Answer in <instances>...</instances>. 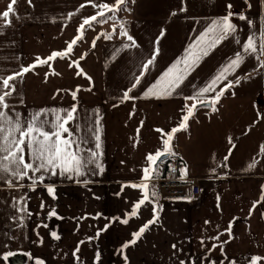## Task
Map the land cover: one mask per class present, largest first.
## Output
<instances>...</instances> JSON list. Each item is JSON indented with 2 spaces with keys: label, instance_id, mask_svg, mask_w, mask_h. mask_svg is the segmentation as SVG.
Wrapping results in <instances>:
<instances>
[{
  "label": "crops",
  "instance_id": "obj_1",
  "mask_svg": "<svg viewBox=\"0 0 264 264\" xmlns=\"http://www.w3.org/2000/svg\"><path fill=\"white\" fill-rule=\"evenodd\" d=\"M115 1L31 0L29 4L28 0H18L9 18L11 23L5 22L0 34V76L7 78L22 67L37 65L12 82L15 91L6 102L14 105L22 118L43 109H70L75 104L77 120L68 127L75 133L79 123L84 130L81 135L86 134L87 117L99 110L104 172L89 177L91 183L87 185L49 176L44 183L55 186V199L42 185L29 192L27 187L10 189L0 182V264H10L2 259L7 251L30 252L45 264H74L72 252L79 241H84L78 253L82 264H94L97 251L101 254L99 264H126L124 254L127 264H179V260L188 262L189 258L199 264H206L207 258L215 264H251L252 256L261 257L258 264H264V69L254 71L258 61L252 56H247L229 77L234 81L237 76L251 73L250 78L229 89L215 112L211 108L194 109L187 127L170 141L173 157L180 161L181 168L187 167L186 178L177 177L176 183H195L199 198L163 197L158 194V180L149 181V195L154 187L160 198L159 221L124 254L118 250L151 219L152 205L142 206L139 215L130 218L127 225L112 219L128 218L126 213L142 198L139 189L126 185L140 183L147 154L162 148V136L156 129L170 132L177 127L186 113L184 105L194 103L184 97L204 86L220 66L234 58L240 46L232 37L221 42L171 96H145V91L185 55L213 20L227 14L229 3L233 13L245 14L254 24L250 28L247 21L232 18L241 44L255 30L259 48L264 34V0H129L128 34L138 46L128 49L123 47L131 43L126 37L105 38L113 29L96 25L80 28L84 19L91 21L93 15L100 16L95 5L111 7ZM9 2L0 0V12L6 10ZM114 28L120 32L119 27ZM77 37L68 56L40 63L53 51H66L68 43ZM96 37L99 39L92 47ZM156 46L159 53L154 63L130 93L134 99L123 100L134 74L142 71L141 62L150 58ZM74 61H78V66ZM158 87H164L163 82ZM72 92H76L75 100ZM209 95L215 93L206 94ZM7 111L12 113L11 108ZM253 160L257 161L256 167L249 168ZM224 163L227 167L222 166ZM20 183L27 185L30 181L26 178ZM185 192L190 194V190ZM24 193L30 197L27 207L34 215L17 221L15 217L23 214L16 212L13 202ZM41 200L45 203L43 212L39 208ZM254 202L258 203L250 213ZM50 209H55L62 219H47ZM230 221L231 235L227 232ZM21 223L23 227L19 226ZM44 223L48 228L37 227ZM106 224L109 227L89 242L88 237H94ZM50 229L58 232L59 241L50 237ZM36 232L43 243H34L38 241ZM218 234L220 241L210 239ZM201 240L205 241L203 246ZM222 241H227L222 249L208 251ZM174 243L181 252L174 253ZM19 256H23L25 264V255L13 256L12 263L21 262Z\"/></svg>",
  "mask_w": 264,
  "mask_h": 264
},
{
  "label": "snow or ice",
  "instance_id": "obj_2",
  "mask_svg": "<svg viewBox=\"0 0 264 264\" xmlns=\"http://www.w3.org/2000/svg\"><path fill=\"white\" fill-rule=\"evenodd\" d=\"M18 0H10L7 5L6 10L0 12V34H2L5 22L11 23L9 19L12 14H14V5H16ZM31 4V0H28ZM124 3V0H117V5ZM99 10V15L102 20H97V16L93 15L91 21H97L98 23L103 22L111 17L105 16L103 13V8L108 7L106 4L95 5ZM232 4L226 5L228 9L227 14L213 20L204 32L200 33L198 38L195 40L193 45L189 47L185 55L181 59L177 60L175 64L168 68L166 72L159 78V80L149 87L144 95L157 94L158 96H171L177 89L181 87L184 80L192 71L199 65L200 61L207 57L212 50H214L221 42L232 37L235 43L240 46L241 50H238L234 54V58H231L227 64L220 66L218 71L212 76V78L207 81L204 86L196 89L191 96L184 97L185 101L192 100L194 103L189 106L187 103L184 105L186 113L181 117V122L177 127H173L170 132H164L162 129H156L158 133L162 136V148L157 149L155 153H149L146 156L147 166L142 169V177L139 184L126 185L133 189H139L142 194V198L136 201L131 209L130 213H126V217L121 219L120 217H114L113 220H118L120 223L127 225L129 219L132 217H137L139 215L140 209L146 203L152 205V217L147 220L142 226L138 228L137 231L131 234V239L126 241L118 250L119 253L124 254L125 250L135 245L146 230L150 229V226L157 224L159 221V210L161 206L157 203L159 201V196L153 187L151 191V196L149 195V181H151L155 176L159 175L160 166L163 165L165 157L174 156V152L171 150L170 141L173 139V135L180 130H184L187 127V122L190 117L194 114V109L197 108V102L201 107L211 108L215 112L216 105L219 103L220 99L225 95V93L241 83V80H247L250 78L251 73L245 74L243 76H237L235 80L229 79L236 70L241 66L247 56H252L258 61V71L259 69H264V34L260 40L259 48L257 47V37L256 31L253 30L252 33L247 37V40L241 44L239 37L236 35L237 26L232 23V18L236 16L241 21H247L250 28H254L253 21L248 18L245 14H237L231 11ZM183 11V9H181ZM110 11H113L110 9ZM176 13H173L175 15ZM85 25L91 27L89 19H84L80 28L83 29ZM113 33H115V28H113ZM120 35L126 37L131 43H126L123 45L125 49L137 47L135 39L128 34L124 29V25H120ZM164 35L161 32V37ZM106 39H111V34L105 35ZM79 37L74 38L67 45V50L63 52L53 51L51 55L47 58L40 60V63L47 64L48 61L53 60L56 57L64 58L72 52L73 45L77 43ZM96 37L92 41V47L96 45ZM158 40L154 43L158 45ZM159 53L158 46L154 47L150 58H145L141 62L142 71L140 73L134 74L133 82L124 91L122 99L131 100L134 99L130 95L140 84L142 79L145 77L149 71L150 66L154 63L157 55ZM84 57H81L83 59ZM38 60L40 58H37ZM78 66V61H74ZM37 65L33 64L27 67H22L20 70L15 72L13 75H9L7 78L0 76V182L7 184L8 188H24L27 187L29 192L36 191L37 185H42L47 194L52 198H56V189L54 185L45 184V180L51 177H63L68 180H75L77 183H83L85 185L91 183L89 177L98 176L104 172V167L101 162L102 152H101V119L102 117L97 112L91 114L87 117L88 123L85 125L86 134L81 135L80 133L84 131L80 128L79 123L76 124V132L74 133L68 125L77 120V106L74 104L70 109H43L37 111L30 115L28 118H22V114L15 110V106L6 102L8 98L13 95L15 91V84L12 83L17 79V77L23 76V74L28 73L33 70ZM71 67V65H70ZM83 73H78L81 75ZM227 81V83H224ZM163 82L164 87L159 88L158 86ZM223 85V87H221ZM219 89V91H217ZM215 93V95L206 96V94ZM73 99L76 98V92H72ZM9 108L12 109V113L9 114L7 111ZM51 115V119H49ZM43 117V118H42ZM48 129V130H46ZM66 134V135H65ZM231 143V139L229 140ZM90 143L94 144V147H87ZM25 148H27L28 159H25ZM261 153L264 154V147L261 148ZM225 162L228 160V156L224 157ZM123 163V162H122ZM257 161L253 160L248 167H256ZM223 167H227L224 163ZM177 169L175 167H170V172L175 173ZM215 171V169H213ZM31 173V175H29ZM187 176V167L179 169V178L185 179ZM30 181L27 185L20 183L21 181ZM28 193L22 194L18 199L14 198L13 207L17 213H22L23 215L15 217L17 221H23L25 218L34 215L27 207L28 205ZM258 202H254L253 208L250 209V213L254 211ZM39 208L41 212L45 209V203L41 200ZM39 213H37L38 215ZM99 214H97V217ZM53 217L57 219H62L59 217L55 209H50L47 212V219H52ZM81 217L80 219H83ZM107 219V218H106ZM209 221H205L208 224ZM231 221L229 222V228L227 232L231 235ZM23 227L21 223L19 225ZM48 228V224H38L37 227ZM109 227L108 224L104 226L103 229H98L94 237H88V241H92L99 237L101 232L105 231ZM35 231V229H34ZM50 237L59 241L61 236L56 230H49ZM222 234V233H221ZM210 237L213 241H220V235ZM38 241L34 243H43L42 238L39 237V233L36 232ZM14 239V237H13ZM84 241H79L77 246L73 249L72 256L74 264H82V258L78 255L80 251V246ZM201 245L205 244L204 240L200 241ZM227 241H222L219 244H213L211 249L208 251H213L217 247L223 248V245ZM7 247V245H5ZM174 253L181 252L182 249L178 247L176 243L171 246ZM15 255H25L28 261H32L33 264H45V262L40 258H33L30 252L27 253H14L12 251H7L2 254V259L7 261L10 257ZM123 258L127 264V256L123 255ZM101 259V254L99 251L95 253L94 264H99ZM205 257H201L204 260ZM262 258L259 256L250 257L251 264H258ZM179 264H199V261H189L179 260ZM206 264H215V261H211L207 258ZM228 264H236L235 261H229Z\"/></svg>",
  "mask_w": 264,
  "mask_h": 264
},
{
  "label": "built area",
  "instance_id": "obj_3",
  "mask_svg": "<svg viewBox=\"0 0 264 264\" xmlns=\"http://www.w3.org/2000/svg\"><path fill=\"white\" fill-rule=\"evenodd\" d=\"M263 29H264V12H263ZM170 167H175L177 171L175 173L170 172ZM180 161L171 156L169 160L165 162L164 168L166 172L165 180H158L157 189L158 194L163 197H191L197 199L200 196L199 187L195 183L190 184H178L176 178L179 177V169L181 168ZM190 190V194L185 192Z\"/></svg>",
  "mask_w": 264,
  "mask_h": 264
},
{
  "label": "rangeland",
  "instance_id": "obj_4",
  "mask_svg": "<svg viewBox=\"0 0 264 264\" xmlns=\"http://www.w3.org/2000/svg\"><path fill=\"white\" fill-rule=\"evenodd\" d=\"M129 4V0H124V3L120 5H117V1H115V3L111 7H106L102 10L104 15L111 17V19H107L100 23L94 21V25L100 26L99 28H102L104 30H111L114 28L115 25L120 28V25L123 24L124 29L128 32L127 20L129 16ZM110 9L114 10V12L110 11ZM97 20H102V17L99 16ZM111 37L121 38L122 36L120 35V32L116 31L115 33H111Z\"/></svg>",
  "mask_w": 264,
  "mask_h": 264
},
{
  "label": "trees",
  "instance_id": "obj_5",
  "mask_svg": "<svg viewBox=\"0 0 264 264\" xmlns=\"http://www.w3.org/2000/svg\"><path fill=\"white\" fill-rule=\"evenodd\" d=\"M91 25H94V21H90ZM88 25H85L84 28H88ZM165 163L160 166L159 175L155 176L153 180H165L166 179V172L164 168Z\"/></svg>",
  "mask_w": 264,
  "mask_h": 264
},
{
  "label": "water",
  "instance_id": "obj_6",
  "mask_svg": "<svg viewBox=\"0 0 264 264\" xmlns=\"http://www.w3.org/2000/svg\"><path fill=\"white\" fill-rule=\"evenodd\" d=\"M198 108H204V107H201L199 104H197V108H196V109H198ZM164 159H165V161H167V160L170 159V157H165ZM161 166H162V165H161ZM21 257H22V261H21L22 263H21V262H18V263L16 262V264H23V262H24L23 259H24V258H23V256H21ZM21 257L19 256L18 258H21ZM13 261H14V258L10 257V258H9V263H10V264H13V263H12Z\"/></svg>",
  "mask_w": 264,
  "mask_h": 264
}]
</instances>
